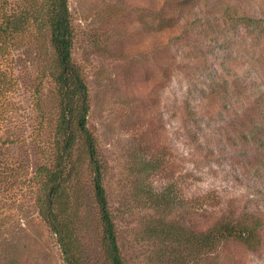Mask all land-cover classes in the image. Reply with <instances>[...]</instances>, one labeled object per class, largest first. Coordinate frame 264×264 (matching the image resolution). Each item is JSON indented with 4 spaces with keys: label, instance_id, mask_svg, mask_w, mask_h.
Listing matches in <instances>:
<instances>
[{
    "label": "rangeland",
    "instance_id": "374dc122",
    "mask_svg": "<svg viewBox=\"0 0 264 264\" xmlns=\"http://www.w3.org/2000/svg\"><path fill=\"white\" fill-rule=\"evenodd\" d=\"M215 2L195 1L188 18L163 8V0H68L76 30L72 59L88 86L87 124L104 167L120 254L128 264H155L157 247L142 233L160 218L144 208L132 186L133 159L153 160L158 166L147 179L152 189L170 194L167 220L176 226L197 235L226 221L262 223L260 248L229 243L202 264H264V195L258 177L264 150L239 142L242 133L257 126L264 143V104L250 95L253 87L264 90V40L256 42L242 29L210 17L202 24L201 11ZM208 36L226 37L230 43L207 54L212 46ZM251 58L256 62L250 64ZM205 64L216 71L225 66L222 78L227 82L213 86ZM23 65L17 72L18 93L10 99L13 106L0 120L1 138H21L0 146L8 186L6 192L0 190V264H64L23 182L49 155L40 140L46 143L52 135L47 123L40 128V122L43 116L53 125L57 104L48 83L40 88L42 105L37 109L32 84L37 66ZM224 94L232 99L227 110L220 103ZM195 106L193 120L188 111ZM86 167L80 174L77 247L86 264H103ZM74 196L70 188L69 203Z\"/></svg>",
    "mask_w": 264,
    "mask_h": 264
},
{
    "label": "trees",
    "instance_id": "16d2710c",
    "mask_svg": "<svg viewBox=\"0 0 264 264\" xmlns=\"http://www.w3.org/2000/svg\"><path fill=\"white\" fill-rule=\"evenodd\" d=\"M163 1V8H173L180 15L185 14L190 18L193 14L189 11L197 7L194 3L198 0ZM251 2L247 4L246 0H235L234 4H230L224 0H216L212 7L205 6L201 11L204 19L202 24H207L206 19L210 17L230 25L234 30L242 29L256 42L263 41L264 4L252 6ZM75 37L76 30L68 0H0V120L7 116L8 108L13 106L10 99L18 93L19 68L24 66V62L27 67L33 68L36 65L32 84L37 109L41 110L42 105L40 88L48 83L52 86L57 104V116L53 125L49 118L43 116L40 122V128L47 123L49 134L52 135V139L46 143L40 140L44 152L49 155L42 165L34 169L29 180L23 179L34 201L36 213L55 237L63 263L86 264L77 247L76 233L80 210V174L82 167L87 164L92 199L101 229L103 264H128L120 254L115 221L104 182V167L98 155L96 140L87 124L90 112L89 91L82 69L72 59ZM205 39L212 42L211 48L207 47L206 50L211 55H215V48L222 50L230 43V39L226 37L214 39L208 36ZM249 61L250 64L256 62L253 58ZM251 66L252 72L255 71L254 66ZM204 69L208 71L213 86L221 81L227 82L222 78V72L227 70L225 66L216 71L205 64ZM262 89V86L253 87L250 95L264 104ZM231 100L225 94L221 97L220 103L224 110L231 105ZM197 107L188 111L193 120L196 119L193 116L198 114ZM0 132L3 133L1 128ZM20 140V137L11 135L1 138L0 134L1 147L16 144ZM199 141L201 142L200 139ZM239 142L257 145L264 150L260 128L257 126L242 133ZM82 157L85 159L82 160ZM130 163L135 167L137 165L129 171V175L133 177L131 183L140 203L145 209H152L154 215L160 216L156 226H146L142 233L148 244L155 243L157 247L155 264H164L168 260L171 264H188L189 260L194 261L193 264H202L211 259L222 245L229 243L241 244L250 250L261 247L260 231L263 225L257 220L242 222L237 219L232 223L226 221L197 235L187 228L174 225L167 220L170 215V194L152 189L150 180L147 179L149 171L158 169V166L153 160L147 159L140 162L133 159ZM5 172L6 168L0 162V183H3L0 190L3 187V192L8 189L4 180L7 176ZM258 177L261 181L260 192L264 195V168L258 171ZM70 188L75 195L71 204L68 201ZM164 249H169V253L165 254ZM193 255L195 259H192Z\"/></svg>",
    "mask_w": 264,
    "mask_h": 264
}]
</instances>
